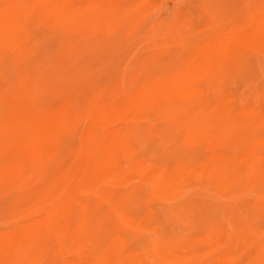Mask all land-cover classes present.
<instances>
[{
	"label": "rangeland",
	"instance_id": "obj_1",
	"mask_svg": "<svg viewBox=\"0 0 264 264\" xmlns=\"http://www.w3.org/2000/svg\"><path fill=\"white\" fill-rule=\"evenodd\" d=\"M19 1L28 18L43 7L48 23L20 36L0 25V231L51 209L62 171L80 169L85 154L97 162L103 139L89 130L93 110L166 81L208 43L264 18V0ZM239 50L196 98L165 102L154 122H127L128 164L184 158L200 166L193 182L157 181L148 231L138 225L118 236L104 204L86 205L82 253L33 240L20 264H100L120 247L129 264H264V158L243 171L225 162L264 140V47ZM36 137L35 153L22 151ZM123 172L109 195L125 192L141 208L148 196L137 172Z\"/></svg>",
	"mask_w": 264,
	"mask_h": 264
},
{
	"label": "bare ground",
	"instance_id": "obj_2",
	"mask_svg": "<svg viewBox=\"0 0 264 264\" xmlns=\"http://www.w3.org/2000/svg\"><path fill=\"white\" fill-rule=\"evenodd\" d=\"M42 9L43 7L37 9L30 16L31 18H28L26 15V11L28 10L25 4L19 0L12 1L6 6H0V25L8 30L11 35L14 32L18 36L29 33L36 25L48 23V16ZM255 46L264 47V18L258 20L248 32H237L219 42L208 43L200 51L198 60L178 71L166 81L152 86L145 91L131 94L93 110L89 119L87 118L89 130L97 134L99 139H103V143L96 151L97 162L94 164L93 159L85 154L80 169L77 171L72 169L62 171L60 181L61 191L57 196L56 204L51 209L40 217H33L27 222L16 224L10 231H0V264H20L23 262L24 258L20 253L28 250L29 243L33 240L42 239L48 246L53 245L61 252H71L75 255L82 253V239L86 231L83 229V226L79 225L85 219L80 210L86 205H99L100 202L104 204L111 211L109 225L115 229V233L118 236H125L128 231L133 230L138 225H141L142 229L147 230L149 227L147 223L151 215L154 214L152 207L155 200L153 199L152 191H154L153 187L157 184V181H161L162 184L165 183L166 186L174 181L193 182L196 180L195 178L200 170V166L184 158L176 159L167 167L153 164L148 165L143 159L134 162L133 165L128 164L125 158L131 154V151H126L128 145L123 139L128 131L127 122L136 120L137 118L143 119L147 123L154 122L156 121L155 113L160 107H163L165 102H185L196 98L197 95L205 92L210 77L228 58H238L239 49L242 47ZM39 145V137H36L22 151H34L35 153ZM262 158H264V140H258L255 141L254 147L249 152L241 156L234 155L229 158L227 157L225 162L232 165V168L238 167L237 170L241 171L242 168H256V161ZM129 165L137 172L136 177L140 182L139 188L146 192V196H148L144 198L142 194L143 202L141 208L136 207L137 205L132 202L131 197L125 195V192L117 193L116 197L109 195V192H115L117 187L124 183L125 175L123 171L126 168H130ZM196 183L198 182L196 181ZM160 187L162 186L160 185ZM242 224L245 223L243 222ZM138 235L140 236V234ZM138 240L139 238L137 239V243ZM102 255L100 264H129L128 256L131 253H128L126 248L120 247ZM90 256H92L91 253ZM64 263L66 264V262Z\"/></svg>",
	"mask_w": 264,
	"mask_h": 264
}]
</instances>
